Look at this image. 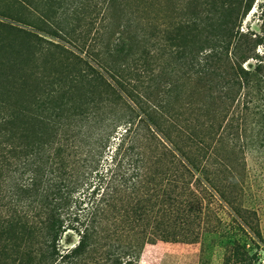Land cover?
Wrapping results in <instances>:
<instances>
[{
	"label": "trees",
	"instance_id": "1",
	"mask_svg": "<svg viewBox=\"0 0 264 264\" xmlns=\"http://www.w3.org/2000/svg\"><path fill=\"white\" fill-rule=\"evenodd\" d=\"M17 1L22 13L0 16L30 29L9 26L30 51L0 57L21 73L0 72V264H139L147 245L177 235L192 186L207 200L206 233L225 240L223 264H257L252 224L213 207L232 205L210 165L226 128L207 123V103L192 110L189 98L185 122L172 103L177 68L220 93L212 107L249 86L243 64L260 41L239 23L255 0H197L203 10L162 39L157 0H106L102 29L86 23L91 0H38L37 16L33 0Z\"/></svg>",
	"mask_w": 264,
	"mask_h": 264
},
{
	"label": "rangeland",
	"instance_id": "2",
	"mask_svg": "<svg viewBox=\"0 0 264 264\" xmlns=\"http://www.w3.org/2000/svg\"><path fill=\"white\" fill-rule=\"evenodd\" d=\"M91 1V6L87 8L89 15L86 23L95 19V27L102 29L106 25L102 17L104 9H107L106 0ZM98 2L100 6L96 7ZM38 3V0L31 2L35 16L43 10L38 8ZM43 3L44 0L40 4ZM156 5L159 39H162L171 25L178 26L181 21L190 20L196 11L203 10L198 8L197 0H157ZM23 9L17 0H0V13L18 15ZM34 23L39 26L38 17H35ZM239 25L240 31L251 43L254 40L260 41L255 47V56L243 64V68L249 72V86L241 91H228L231 98L236 97L234 103L229 101L222 109V104L212 107L211 101H217L216 97L220 93L202 91L196 80L186 79L177 68L174 72L175 93L172 103L176 107L175 116L181 122L190 119L189 98L192 110L207 103L203 110L207 123L219 120L223 128H226L225 131L220 129L218 133L220 141L216 147L219 161L216 162L214 158L210 165L213 164L212 169L218 176L221 191L232 205L223 202L221 206L214 203L213 207L217 215L227 223L236 218L241 223L249 221L252 224V229L247 228V231L254 240H245L251 253H257V264H264V0H255L252 9ZM9 26L30 30L0 16V57L6 61L17 59L19 49L24 48L22 52L26 54L30 51V40ZM259 65L260 70H256ZM0 70L3 71L4 79L19 82L20 66L17 69ZM219 72L222 73V70ZM219 80L222 79L219 77ZM215 108L218 110L216 115L213 114ZM206 214L207 200L196 186H192L187 191L177 235L166 242L147 245L139 264H223L225 240L217 233H206ZM77 240V235L70 233L64 236L62 245L69 247Z\"/></svg>",
	"mask_w": 264,
	"mask_h": 264
}]
</instances>
